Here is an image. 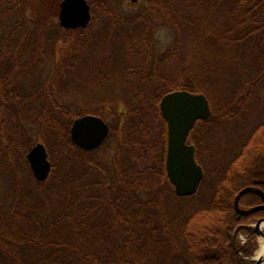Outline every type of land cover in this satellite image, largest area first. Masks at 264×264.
<instances>
[{"label":"trees","instance_id":"trees-1","mask_svg":"<svg viewBox=\"0 0 264 264\" xmlns=\"http://www.w3.org/2000/svg\"><path fill=\"white\" fill-rule=\"evenodd\" d=\"M87 1L88 25L66 30L22 15L18 0H0V176L9 177L0 185V264H253L255 234L243 226L264 218V208L238 214L233 203L244 186L264 191V112L252 119L264 82V0H140L136 10L124 0ZM51 30L54 61L43 82L33 76L37 37ZM58 41L68 48L57 58ZM109 82L121 90L118 102L96 97L109 94ZM176 89L202 92L211 108L188 134L204 175L185 197L168 179L159 108ZM99 102H115L108 107L121 132L113 136L110 122L104 143L84 151L69 128L87 113L104 118L92 107ZM231 122L243 130L229 152L202 162L206 134ZM35 132L51 162L42 181L25 157ZM183 201L192 203L177 223L167 207ZM261 203L253 192L239 199L245 209Z\"/></svg>","mask_w":264,"mask_h":264},{"label":"water","instance_id":"water-1","mask_svg":"<svg viewBox=\"0 0 264 264\" xmlns=\"http://www.w3.org/2000/svg\"><path fill=\"white\" fill-rule=\"evenodd\" d=\"M133 1L135 0H131ZM57 19L63 29L84 28L91 19L90 4L87 0H60ZM159 108L167 123L165 167L168 179L177 196H191L197 192L204 172L201 164L196 160L195 147L187 142V138L197 120H206L211 115L209 100L202 92L176 89L161 97ZM109 133V124L101 116L91 113L76 117L69 128L70 141L84 151L99 148ZM25 157L33 177L38 181L44 180L51 168L45 144L42 141L35 142L26 152ZM248 192L257 194L263 203L248 209L240 207V197ZM233 204L238 214L263 209L264 191L258 186H244L235 195ZM243 227L263 238L264 241V218ZM240 228L235 229L233 242L236 241ZM248 259L253 264H264V248Z\"/></svg>","mask_w":264,"mask_h":264},{"label":"rangeland","instance_id":"rangeland-1","mask_svg":"<svg viewBox=\"0 0 264 264\" xmlns=\"http://www.w3.org/2000/svg\"><path fill=\"white\" fill-rule=\"evenodd\" d=\"M19 1V7H20V13L22 15H28L30 18H33L35 20H37L38 18H41L43 20H51V21H57V14H58V10L55 11V3L56 0H18ZM124 5L126 7H128L129 9L132 10H136L137 8H139V6L141 4L140 0H135L133 2H131V0H124ZM139 5V6H138ZM53 31H49L45 34H43L41 36V38L37 37V39H41V44H42V48H41V54L37 55L40 56V63L39 65H37L36 63L34 64V68H38L37 72L35 71V75L33 76H37L40 79V81H45L47 76L50 75L51 72V68H52V62L54 61V54H53V47L51 46L50 48L47 45V42H50L51 44H53ZM111 36L110 40H118V36L117 34H115L114 32H109ZM165 33V32H164ZM166 34V33H165ZM163 34L161 33L160 36L158 35V37L161 40V44H163L165 46V44L168 43V41L171 40L170 36L168 34ZM77 39V34L73 31V33H70L69 36L67 37V42L72 41V40H76ZM35 41V45H36ZM57 48L56 49V56L57 58L60 56L61 52L63 53V51H66V47L65 44L63 45L62 41H58L56 43ZM37 46V45H36ZM30 51V50H28ZM49 54H53L50 58ZM134 63V62H133ZM132 64V63H131ZM163 70V69H162ZM161 74H165V72L161 73ZM107 85H109L110 88V92H108L109 94L107 96L105 95H96V97L99 96H103L101 98H109V101H117V99H119L121 97V94L119 93L121 90L117 89L118 85L114 82H109L107 83ZM257 98H256V104L255 107L253 108V118L252 119H258L259 117H261V115L264 112V82L262 84H258L257 88ZM93 91H92V95H93ZM86 97H91V96H86ZM95 97V96H94ZM92 98V97H91ZM218 102L221 103L223 102H228L231 100V98H217ZM95 103V102H94ZM115 104V102L113 103ZM113 104H110L109 102H99V105L95 106V104L92 105L93 108H98L100 110H102L105 113V117L103 118L108 124L114 126V129L112 131V135H120L121 132V128L118 125V118H117V114L115 112V110H113L112 108L110 109L108 106H111ZM91 107V108H92ZM116 127V128H115ZM243 130V123L242 122H231L229 124H227L226 126H224L223 130H220L219 127H217V125H213L212 128L209 130V132L206 134L207 137V142H206V146L203 147L201 149V155L203 158V161H206L208 163H210L211 160H214L215 154L216 152H218L220 149L223 151L224 154L229 152V145H232V141H233V137H235L236 134H238L239 132H241ZM200 130H196V132H199ZM206 131V130H204ZM204 131H202L204 133ZM35 138L36 141H41L39 140V135L35 132ZM37 134V135H36ZM225 135V136H224ZM223 137V138H222ZM38 139V140H37ZM232 148V146H231ZM202 160V159H201ZM2 164L0 163V175L2 173V171H4V169L1 167ZM1 177V176H0ZM9 179V177H1L0 178V185L1 183L4 181H7ZM185 203H192L191 201H183L179 204L175 205H169L167 207L168 213H169V218L173 219L175 222L178 223L179 219H180V215L182 214L183 211L186 210V206ZM253 223V222H252ZM242 237L245 238L246 234L245 232L241 231ZM260 237L255 235V250L253 252V255L257 252L258 248H259V239ZM252 255V256H253Z\"/></svg>","mask_w":264,"mask_h":264},{"label":"bare ground","instance_id":"bare-ground-1","mask_svg":"<svg viewBox=\"0 0 264 264\" xmlns=\"http://www.w3.org/2000/svg\"><path fill=\"white\" fill-rule=\"evenodd\" d=\"M260 240H259V248H258V250H257V254L259 253V252H261L262 250H263V248H264V241H263V238H259Z\"/></svg>","mask_w":264,"mask_h":264}]
</instances>
